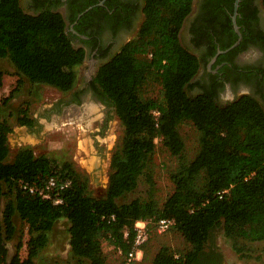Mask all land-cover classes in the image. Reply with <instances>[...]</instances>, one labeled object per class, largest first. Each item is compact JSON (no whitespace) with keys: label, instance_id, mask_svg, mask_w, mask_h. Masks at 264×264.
<instances>
[{"label":"trees","instance_id":"obj_1","mask_svg":"<svg viewBox=\"0 0 264 264\" xmlns=\"http://www.w3.org/2000/svg\"><path fill=\"white\" fill-rule=\"evenodd\" d=\"M193 3L145 0V21L137 35L97 70L92 86L101 100L114 106L123 127L102 197L90 194L88 177L71 160L36 155L29 147L10 158L12 127L5 109L15 90L0 98V264H35L62 218L69 222L75 264H108L105 241L122 250L123 264L138 219L154 225L160 218H173L171 229L189 244L183 249L162 245L149 262L140 264H224L212 240L217 228H223L238 252L246 250L240 239L264 242V106L251 95L219 103L214 91H191L200 83L192 79L201 61L180 33ZM66 27L59 11L35 14L26 11L21 0H0V58L10 60L31 82L70 91L86 50L73 43ZM3 77L0 69V87ZM155 83L160 92L151 97L148 88ZM154 110L160 112L157 118ZM18 122L33 127L36 120L25 107L18 112ZM186 123L198 136L192 158L185 154L179 131ZM156 138L177 159L169 172L173 190L163 203L156 197L154 180ZM51 177L70 180L60 191L62 203L23 187L28 183L44 188ZM142 178L148 185L146 197L122 201ZM51 192L55 197L56 190ZM16 217L28 226V253L21 256L20 240L9 258L7 240L15 234ZM123 227L131 230L128 240L121 233Z\"/></svg>","mask_w":264,"mask_h":264},{"label":"rangeland","instance_id":"obj_2","mask_svg":"<svg viewBox=\"0 0 264 264\" xmlns=\"http://www.w3.org/2000/svg\"><path fill=\"white\" fill-rule=\"evenodd\" d=\"M98 68L99 65L92 66L90 60L83 61L76 68L77 80L73 89L62 92L49 84L31 82L27 77L20 76L10 60L0 58V69L4 71L0 98L8 96L15 90L14 98L5 109L12 127L9 134L10 158H13L19 149L29 147L36 155L46 154L51 158L71 160L75 168L88 177L90 194L102 197L108 185L110 159L121 141L123 127L114 108H110V104L101 100L92 86ZM19 78H22L20 84ZM159 92L160 86L156 83L148 88L151 97L157 96ZM89 103L97 105L96 111L87 113L85 106ZM25 107H28L29 116L36 120L33 127L20 125L18 122V112ZM103 126L106 128L101 132ZM179 131L185 142L186 156L194 157L198 148L196 129L186 123L179 127ZM155 141L156 197L163 203L173 190L169 172L177 165V159L162 146L161 138H156ZM147 188L148 185L142 178L139 187L127 194L122 201L139 196L146 197ZM15 225L14 236L7 240L9 258L17 251L20 240L24 242L20 254L26 257L28 226L18 217L15 218ZM68 228L69 222L65 218L56 222L50 233L49 244L35 258V264H75ZM212 240L223 255L224 264H264L263 241L240 239V242L246 244V250L238 252L233 241L225 235L223 228L214 230ZM146 244L149 249L147 256L144 254L135 264L149 262L162 245L179 249L189 246L180 233L172 229L159 233L153 224H150V237ZM103 248L108 264H122L124 256L121 249L108 244L107 241L103 243Z\"/></svg>","mask_w":264,"mask_h":264},{"label":"flooded vegetation","instance_id":"obj_3","mask_svg":"<svg viewBox=\"0 0 264 264\" xmlns=\"http://www.w3.org/2000/svg\"><path fill=\"white\" fill-rule=\"evenodd\" d=\"M101 1L21 0V5L35 14L61 12L73 43L86 50L84 61L100 66L131 41L145 21V0ZM180 34L201 61L192 79L200 83L192 92L214 91L219 103L251 95L264 106L263 0H239L237 10L236 0H194Z\"/></svg>","mask_w":264,"mask_h":264},{"label":"built area","instance_id":"obj_4","mask_svg":"<svg viewBox=\"0 0 264 264\" xmlns=\"http://www.w3.org/2000/svg\"><path fill=\"white\" fill-rule=\"evenodd\" d=\"M155 117L159 116V111H153ZM70 184V180H65L64 182L58 181L55 177H51L48 182L46 183L44 188L37 189L33 186H30L28 183H23L24 188H29L31 192H39L41 196L44 198H53L55 204L62 203L63 199L60 197V191L65 189ZM52 190H56L55 197L52 196ZM227 191V190H225ZM115 217L112 216V219ZM156 230L159 233L166 232L170 230L175 225V219L169 217L160 218L155 222ZM134 237L132 239L131 248L128 251L125 261L123 264H133L142 259L144 251L143 246L149 240L150 237V223L148 220L145 219H138L134 223L133 227ZM130 228L123 227L121 229V233L124 239H129L130 237Z\"/></svg>","mask_w":264,"mask_h":264},{"label":"bare ground","instance_id":"obj_5","mask_svg":"<svg viewBox=\"0 0 264 264\" xmlns=\"http://www.w3.org/2000/svg\"><path fill=\"white\" fill-rule=\"evenodd\" d=\"M85 107H86L87 113L94 112L97 109V105H95L93 103H89Z\"/></svg>","mask_w":264,"mask_h":264},{"label":"water","instance_id":"obj_6","mask_svg":"<svg viewBox=\"0 0 264 264\" xmlns=\"http://www.w3.org/2000/svg\"><path fill=\"white\" fill-rule=\"evenodd\" d=\"M103 2H104V0L101 1L100 4H102ZM238 3H239V0H236V10H237V7H238ZM90 8H92V6L89 7L88 9H90ZM88 9H87V10H88ZM87 10H86V11H87ZM235 26H236V28H237V24H235ZM237 29H238V28H237ZM238 42H239V41H237V42H236L235 44H233V46H231V47H234Z\"/></svg>","mask_w":264,"mask_h":264}]
</instances>
